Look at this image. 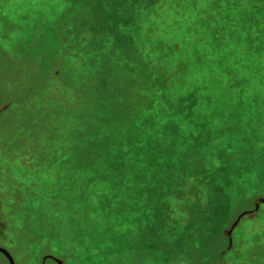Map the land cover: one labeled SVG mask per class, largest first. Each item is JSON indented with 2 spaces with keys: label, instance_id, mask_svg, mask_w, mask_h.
I'll return each instance as SVG.
<instances>
[{
  "label": "rangeland",
  "instance_id": "1",
  "mask_svg": "<svg viewBox=\"0 0 264 264\" xmlns=\"http://www.w3.org/2000/svg\"><path fill=\"white\" fill-rule=\"evenodd\" d=\"M257 1L0 0V247L16 264H56V257L63 264H264V17L257 21ZM123 24L130 41L110 33L109 45L95 46L108 27ZM91 40L94 51H105L92 75L104 70L112 80V100L98 114L127 122L128 140L113 151L68 149L64 170H85L78 181L89 186L87 206L109 198L111 216L71 199L82 192L73 182L61 188L66 205L32 203V151L57 119L34 98L49 72L38 59L54 60V69L72 70L76 80L72 66L84 63ZM70 47L79 53L75 65L63 62ZM127 71L141 84L129 92ZM150 74L148 88L142 83ZM48 78L59 88L54 110L83 109L60 89L67 76ZM154 86L160 92L149 91ZM0 264H8L2 253Z\"/></svg>",
  "mask_w": 264,
  "mask_h": 264
},
{
  "label": "trees",
  "instance_id": "2",
  "mask_svg": "<svg viewBox=\"0 0 264 264\" xmlns=\"http://www.w3.org/2000/svg\"><path fill=\"white\" fill-rule=\"evenodd\" d=\"M253 11L258 14L257 21L259 23L263 22V0L257 1V5L254 7ZM107 29L109 30L108 35L103 36V42L101 40H96L95 46L98 42L109 45L112 40L110 33H113L115 35V40L121 41L123 43H126L124 40L128 42L131 39L127 25L125 24L115 27L114 31L110 30V27H108ZM50 43L53 48L56 46L55 39H52ZM93 43L94 40H91L88 44H84V48L87 52V57L84 59V63H77V67L72 66L73 69L79 70L78 72L81 75L80 78L76 80H74L73 75L69 73V71L72 70L67 69V74H64L63 76L62 69H60L59 71V69H54V65H51V62L54 60L51 61L47 57H38V62L43 67L49 66V72L45 71V74L42 73L41 76H43V78L37 83L34 98L39 102H44L46 108L50 111H53L52 116L57 119L55 120V127H52V131H50L49 133H45V139L43 140L42 144L43 146H41L37 150L38 152L36 151L35 153H33L32 151V203L34 204L45 205V203H47L53 205L54 209L58 204H61L63 206L66 205L64 193H61V188L65 186V182L68 183L67 186H70L71 182L77 184L82 191L81 194L78 195L80 196V198L78 196L76 197L74 195H71V199L75 200L79 204L82 203L83 205L88 203V200H91V196L88 195V184L78 181L80 178L86 175V173H84L86 172L85 170L77 168L74 173L66 172V174L69 175V180H61V178H63L65 174L64 164L68 162L70 160L69 157H71L70 153H65L66 150L69 149L75 151L77 149H83L113 151L120 148H126V145L124 144L127 143H125L124 141L128 140L127 122L105 121L102 116L98 114L99 112L97 108L99 107V105H107L112 100V80L111 75H105L106 71L104 72V70H98L95 76L92 75L91 72L93 63L97 60H103L104 58L101 57V53L105 52L104 50L99 52L94 51L92 49ZM64 49L65 48L61 47V50ZM70 50H66L67 55L64 54V56L66 57L64 58L63 62L67 61L68 64L75 65L73 63H75L76 61V55L77 57H79V53L78 51H72L73 49L71 47ZM62 55L63 54H61L60 56ZM147 59L149 62H152L149 57ZM102 66L100 68H102ZM124 74H126L125 80L127 83L128 92L131 88L137 86L138 84L141 85L139 82L138 74L129 73L128 71ZM50 75L55 76L56 78L67 76L68 80L66 81V83H58L61 86L60 89L63 94H65L66 96L69 95V97L72 98L74 102H81L83 105V109H75L71 106L66 107L65 105L64 107L63 105L59 104V109L62 108V111L54 110L57 104V102H55L57 99L54 98V95H56L55 93L59 90V88L54 87V85L48 83V76ZM151 78V74L149 76H146V79L143 80L142 84L150 88L153 85V81L151 80ZM156 82H158L157 85L160 88H164L165 83L159 82L158 79H156ZM89 87H92L94 91L91 99L87 96H84L85 90H91V88ZM153 88L154 90L152 89L149 91L160 92V89L158 87L154 86ZM102 90L103 93L100 94ZM113 100L118 99L114 97ZM60 111L61 113H59ZM112 111L113 110H106L102 113L106 112L110 115L113 113ZM58 116H60L63 121L60 122L58 120ZM137 123L138 121L136 120L133 124ZM33 136L34 133L32 132V137ZM39 136H42V134L40 133ZM153 157L155 159H158L156 153ZM45 186L47 187V190H45ZM42 187H44V190H42ZM40 198H42L41 201H39ZM103 201L104 202L100 203V208H98V206L92 207V205L87 206L86 204L85 209H87L88 212L94 213L104 211L103 213L107 214L108 216H111L112 213L114 214L113 205L110 199H104ZM63 210H58L57 212H55L54 210L53 212L57 214L59 212H62ZM59 218L61 219V217Z\"/></svg>",
  "mask_w": 264,
  "mask_h": 264
},
{
  "label": "water",
  "instance_id": "3",
  "mask_svg": "<svg viewBox=\"0 0 264 264\" xmlns=\"http://www.w3.org/2000/svg\"><path fill=\"white\" fill-rule=\"evenodd\" d=\"M260 202H263V203H264V199H260L259 203H260ZM259 203H258V204H259ZM258 204H257V205H258ZM257 205H256V206H257ZM246 213H247V212H242V213L238 216V218L236 219V222L234 223V225H236L237 222L239 221V219L241 218V216H242V215H245ZM234 225H232V227H231V229H230V234L232 233V230H233V226H234ZM0 253L3 254V256L7 259V261L9 262V264H16L15 261H14V259H13V257L11 256V254H10L6 249L0 247ZM53 259L56 260V261L58 262V264H62V262H61L60 260L55 259V258H53Z\"/></svg>",
  "mask_w": 264,
  "mask_h": 264
},
{
  "label": "crops",
  "instance_id": "4",
  "mask_svg": "<svg viewBox=\"0 0 264 264\" xmlns=\"http://www.w3.org/2000/svg\"><path fill=\"white\" fill-rule=\"evenodd\" d=\"M6 259V258H5ZM56 259H58V260H60L61 262H62V264H63V261L60 259V258H57L56 257ZM7 260V259H6ZM8 262V261H7ZM54 262L56 263V264H58V262L56 261V260H54ZM8 264H9V262H8Z\"/></svg>",
  "mask_w": 264,
  "mask_h": 264
}]
</instances>
